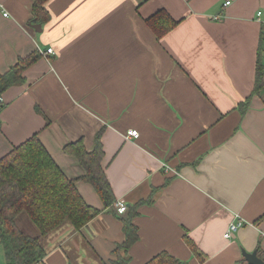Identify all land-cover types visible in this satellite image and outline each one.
<instances>
[{
  "label": "crops",
  "instance_id": "crops-1",
  "mask_svg": "<svg viewBox=\"0 0 264 264\" xmlns=\"http://www.w3.org/2000/svg\"><path fill=\"white\" fill-rule=\"evenodd\" d=\"M32 4L0 0V72L36 55L1 94L0 157L37 133L75 179L83 169L62 147L82 138L90 151L101 129L105 175L126 205L118 214L76 181L100 212L45 236L37 264H115L134 211L128 264L161 251L180 264H240L241 249L264 260V88L251 95L264 0H47L46 20ZM159 9L177 23L157 37L146 19Z\"/></svg>",
  "mask_w": 264,
  "mask_h": 264
},
{
  "label": "trees",
  "instance_id": "trees-1",
  "mask_svg": "<svg viewBox=\"0 0 264 264\" xmlns=\"http://www.w3.org/2000/svg\"><path fill=\"white\" fill-rule=\"evenodd\" d=\"M47 0H33L32 12L46 20L44 8ZM146 23L157 35L162 36L177 23L165 10L159 9L146 19ZM264 55V54H263ZM258 53L254 89L251 95L264 88V60ZM36 58L35 54L24 56L0 72V97L2 92L13 85L25 81L23 72ZM249 97L240 105H247ZM0 100V111L3 108ZM100 129L94 147L88 151L83 139L69 142L62 147L65 154L74 157L83 169L78 178H68L44 145L37 133L32 134L18 145L13 146L0 157V244L4 250L6 264H37L43 261L45 249L43 238L64 223L80 230L100 210L87 204L75 183L78 180L90 184L105 207L112 206L115 197L106 178L102 165L103 147ZM22 214L37 229L31 235L20 228L18 218ZM136 211L124 221V240L115 248V264H128V248L138 239L137 227L132 222ZM143 264H180V261L167 251H161ZM240 264H248L244 259Z\"/></svg>",
  "mask_w": 264,
  "mask_h": 264
},
{
  "label": "built area",
  "instance_id": "built-area-1",
  "mask_svg": "<svg viewBox=\"0 0 264 264\" xmlns=\"http://www.w3.org/2000/svg\"><path fill=\"white\" fill-rule=\"evenodd\" d=\"M228 3L229 1L225 2V4H228ZM51 52H52V48L50 47V48H47L42 54L44 55V54L51 53ZM126 137L137 138L138 131L135 129H129L127 131ZM115 209L118 214H122L126 211V205L121 201H117L115 202ZM240 225H242V219H238L236 222H231L223 234L224 237L229 238L232 232H234Z\"/></svg>",
  "mask_w": 264,
  "mask_h": 264
},
{
  "label": "rangeland",
  "instance_id": "rangeland-1",
  "mask_svg": "<svg viewBox=\"0 0 264 264\" xmlns=\"http://www.w3.org/2000/svg\"><path fill=\"white\" fill-rule=\"evenodd\" d=\"M18 225L20 226V228L24 229V231L26 233H28V234L37 235V233H38L37 229L34 227V225L31 223V221L28 219V217H26L25 214H22L21 216H19V218H18ZM59 229H61V228H59ZM55 232L56 231H54V233ZM71 257L72 256L70 255V258Z\"/></svg>",
  "mask_w": 264,
  "mask_h": 264
},
{
  "label": "water",
  "instance_id": "water-1",
  "mask_svg": "<svg viewBox=\"0 0 264 264\" xmlns=\"http://www.w3.org/2000/svg\"><path fill=\"white\" fill-rule=\"evenodd\" d=\"M242 257L248 264H264V260L257 255V251L247 252L241 249Z\"/></svg>",
  "mask_w": 264,
  "mask_h": 264
}]
</instances>
